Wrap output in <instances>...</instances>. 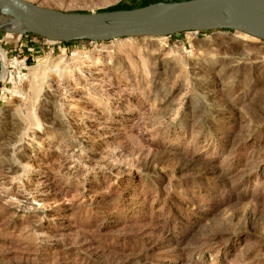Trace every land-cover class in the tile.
Wrapping results in <instances>:
<instances>
[{"label":"rangeland","instance_id":"rangeland-1","mask_svg":"<svg viewBox=\"0 0 264 264\" xmlns=\"http://www.w3.org/2000/svg\"><path fill=\"white\" fill-rule=\"evenodd\" d=\"M18 40L0 29L30 60L0 102V264H264V43Z\"/></svg>","mask_w":264,"mask_h":264},{"label":"water","instance_id":"water-1","mask_svg":"<svg viewBox=\"0 0 264 264\" xmlns=\"http://www.w3.org/2000/svg\"><path fill=\"white\" fill-rule=\"evenodd\" d=\"M156 12H150L151 8ZM19 34L50 42L166 38L189 32L233 31L264 43V0L159 2L134 10L67 13L26 0H0Z\"/></svg>","mask_w":264,"mask_h":264},{"label":"built area","instance_id":"built-area-1","mask_svg":"<svg viewBox=\"0 0 264 264\" xmlns=\"http://www.w3.org/2000/svg\"><path fill=\"white\" fill-rule=\"evenodd\" d=\"M22 37H25L27 42L26 44H31L32 46L33 44H39L40 41L42 42V44H63L50 42L31 34H22L20 35V38ZM19 46L21 47L22 45ZM0 49L3 50L1 46ZM18 51L21 52L20 49H18ZM3 52V60L0 59V81H3V86L0 87V102L5 103L8 99L7 97L14 95V93H16V89L19 88L27 79L30 69V60L28 57H22L20 54L17 53L11 55L6 53L5 51ZM7 85L10 86V89H7Z\"/></svg>","mask_w":264,"mask_h":264},{"label":"bare ground","instance_id":"bare-ground-1","mask_svg":"<svg viewBox=\"0 0 264 264\" xmlns=\"http://www.w3.org/2000/svg\"><path fill=\"white\" fill-rule=\"evenodd\" d=\"M150 12L155 13L156 9L152 7L150 9ZM0 29H2L3 31L9 32L11 34L18 35L20 38V34L16 33V31L19 30L17 24L13 20H11L8 16L4 15L1 12H0ZM247 37H249V36H247ZM249 38H251V37H249ZM251 39L256 40L254 38H251ZM130 40H132V39H130ZM3 54H4L3 50L0 49V59L1 60H3Z\"/></svg>","mask_w":264,"mask_h":264},{"label":"trees","instance_id":"trees-1","mask_svg":"<svg viewBox=\"0 0 264 264\" xmlns=\"http://www.w3.org/2000/svg\"><path fill=\"white\" fill-rule=\"evenodd\" d=\"M162 0H142L140 3V7H145L151 4H156L161 2ZM133 7H128V6H122V5H117L116 7L110 9L109 11H118V10H131Z\"/></svg>","mask_w":264,"mask_h":264}]
</instances>
